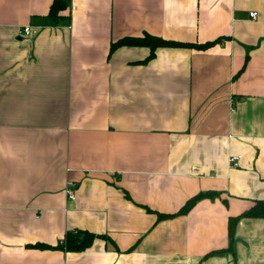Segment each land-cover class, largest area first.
Wrapping results in <instances>:
<instances>
[{
  "label": "crops",
  "instance_id": "obj_1",
  "mask_svg": "<svg viewBox=\"0 0 264 264\" xmlns=\"http://www.w3.org/2000/svg\"><path fill=\"white\" fill-rule=\"evenodd\" d=\"M51 4L0 0V264H264V218L228 237L264 200V0ZM146 35L213 44L113 46Z\"/></svg>",
  "mask_w": 264,
  "mask_h": 264
},
{
  "label": "trees",
  "instance_id": "obj_2",
  "mask_svg": "<svg viewBox=\"0 0 264 264\" xmlns=\"http://www.w3.org/2000/svg\"><path fill=\"white\" fill-rule=\"evenodd\" d=\"M68 8V0H52V4L49 10L48 18H50L54 23L57 22L59 19L62 18L61 12L65 11ZM213 44V42H207L204 44H189L186 45L184 43L180 42H174V41H168L160 38H156L150 35H146L143 38H125L120 40L118 43L114 44L113 46H121V45H135V46H146L149 47L150 50V56L152 57L154 55V50H156L157 47H176V46H188L193 47L198 50H204L210 47ZM212 193H201L199 195H196L195 197L191 198L186 202V204L181 208V210L175 214L172 215H163L159 214L158 219H164L166 218H172L177 215L185 214L189 211V209L197 203L198 200L201 198L210 196ZM251 209L245 211L238 217H230L228 220V237L230 242L233 240V234L234 229L236 226V223L238 219L241 217H252V218H264V200L257 201ZM94 234H90L87 232L82 231H75V232H69L67 233L65 242L62 243V245L68 249V250H75L80 251L85 248H87L92 241L95 239ZM41 248V247H40Z\"/></svg>",
  "mask_w": 264,
  "mask_h": 264
},
{
  "label": "built area",
  "instance_id": "obj_3",
  "mask_svg": "<svg viewBox=\"0 0 264 264\" xmlns=\"http://www.w3.org/2000/svg\"><path fill=\"white\" fill-rule=\"evenodd\" d=\"M256 17H257V13L256 12L250 13V18L255 19ZM23 33L25 35H33V34L36 33V29L27 26V27H24ZM228 159H229V161H228L229 165L231 167H236L238 165V160L241 159V158H240V156H233V157H230ZM66 195H67V197H69L68 199H70V200H74V198H75L74 197V192L70 188H68L66 190Z\"/></svg>",
  "mask_w": 264,
  "mask_h": 264
}]
</instances>
